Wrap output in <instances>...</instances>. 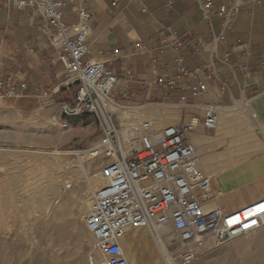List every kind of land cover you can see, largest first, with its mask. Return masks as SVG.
<instances>
[{
    "label": "crops",
    "instance_id": "0c3cea01",
    "mask_svg": "<svg viewBox=\"0 0 264 264\" xmlns=\"http://www.w3.org/2000/svg\"><path fill=\"white\" fill-rule=\"evenodd\" d=\"M64 1L63 21L68 25L78 23L81 9L91 13V53L86 59L106 60L119 76L114 99L108 103L117 118L127 121L128 113V127H133L131 118L140 119L133 110L142 108L143 116L155 120L157 127L167 123L188 127L193 122L186 137L196 145L197 165L213 178L215 205L236 211L264 197V149L257 155L256 147L244 150L246 144L254 146L245 117L264 128V0H213L216 6H240L232 29L223 28L217 15L206 18L199 0ZM49 33L47 20L35 6L19 9L10 0H0V79L11 74L27 84L21 98L0 96V129L15 128L16 120L37 112L56 116L75 104L81 85L65 84L64 66L58 49L48 43ZM173 34L192 43L179 50L188 74L174 68L176 49L168 45ZM220 34L223 40L218 39ZM217 63L213 73L212 64ZM196 70L208 91L195 97L188 89L184 102L181 92L152 83L163 76L192 86ZM207 105L220 107L214 131L203 125ZM228 196L240 201L225 205ZM135 231L157 249L147 229L128 230L121 243L130 263L134 255L129 256L127 245Z\"/></svg>",
    "mask_w": 264,
    "mask_h": 264
},
{
    "label": "built area",
    "instance_id": "2783aa9c",
    "mask_svg": "<svg viewBox=\"0 0 264 264\" xmlns=\"http://www.w3.org/2000/svg\"><path fill=\"white\" fill-rule=\"evenodd\" d=\"M10 2L19 9L35 6L42 14L50 30L48 43L58 49L64 66L65 84L81 85L74 95L75 109L67 106L65 112H89L101 121L99 142L90 148L92 155L104 163L96 172L100 181L86 215V226L95 238L88 264H131L121 243L130 229H147L163 259L168 260L158 244V230L169 227L172 238L167 246L168 256L176 264H194L203 252L264 227V197L236 211L215 205L213 178L197 165L196 145L186 137L193 122L188 127L174 124L157 129L155 120L144 119L126 136L124 123L117 120L108 105L114 99L119 76L107 66L106 60L86 59L91 53L89 11L81 9L78 23L68 25L63 21L64 0ZM199 3L206 18L217 15L222 18L223 28H233L240 6H216L213 0ZM218 39L223 40L224 35L220 34ZM168 45L176 49V72L188 74L179 50L192 43L185 36L173 34ZM219 65L212 64L213 73ZM191 78L197 79L195 85L163 76L154 77L152 83L181 92L180 100L184 102L188 89L195 97L208 91L207 84L198 77V70ZM222 88H226L225 83ZM26 89L27 84L11 74L0 79V96L21 98ZM219 116V106H205V128L216 130ZM146 180L150 182L143 185Z\"/></svg>",
    "mask_w": 264,
    "mask_h": 264
},
{
    "label": "rangeland",
    "instance_id": "374dc122",
    "mask_svg": "<svg viewBox=\"0 0 264 264\" xmlns=\"http://www.w3.org/2000/svg\"><path fill=\"white\" fill-rule=\"evenodd\" d=\"M68 107L73 110L75 104ZM69 113L37 112L16 120L15 128L0 129V264H88L95 238L86 226V215L94 190L70 171L79 165L77 153L99 142L102 126L92 113ZM144 119L148 118H131L134 126L128 127L125 119L117 118L126 127V136ZM245 121L257 155L264 149V128L248 116ZM92 162L90 179L104 163L100 158ZM68 180L71 188H66ZM61 187L72 194L59 202L55 197ZM236 201L240 197L228 196L224 204ZM127 247L133 259L138 254L136 264L164 263L151 241L131 237ZM194 264H264V227L238 243L233 239L203 252Z\"/></svg>",
    "mask_w": 264,
    "mask_h": 264
},
{
    "label": "bare ground",
    "instance_id": "6f19581e",
    "mask_svg": "<svg viewBox=\"0 0 264 264\" xmlns=\"http://www.w3.org/2000/svg\"><path fill=\"white\" fill-rule=\"evenodd\" d=\"M110 104V102H109ZM134 111V114L136 116H139V118H141L143 116V113H142V108H138V109H135L133 110ZM145 115V114H144ZM253 114H251L252 116ZM126 116H127V123L129 121V115L128 113H126ZM150 119V118H149ZM239 119V118H238ZM219 120H220V117H219ZM219 125V124H218ZM130 126H134V125H130ZM218 128V127H217ZM159 129V128H157ZM126 132V131H125ZM236 145V144H235ZM234 146V145H233ZM244 150L247 152V151H255V146H250V145H244ZM244 151V152H245ZM77 156H78V162H79V165L78 166H75L71 169V173H74L76 174V176L79 178L80 176L84 178V184H86L87 186H90L91 190L95 191V187H97V183H99V178L95 175L94 179H90V169L92 168L93 166V160L96 158L92 155L91 153V149L87 150V151H83V152H78L77 153ZM97 159V158H96ZM252 160V159H251ZM87 162V163H85ZM251 163V162H250ZM70 170V169H69ZM67 173H70L69 171H66ZM80 173H82V175H79ZM244 180V179H243ZM71 180H68L66 181V188H71L72 185L69 184L68 182H70ZM60 182V181H59ZM72 182L76 183V180H72ZM71 185V186H70ZM72 194V191H68L67 190H63L62 187L59 188V191L57 192V195L55 197V200H59L62 201L64 200L65 198H67L68 196H70ZM58 202V203H59ZM89 206H90V203H89ZM89 230V229H88ZM138 234V231H135L134 235H135V238L137 239H142L143 240H147V238L145 237H141L140 235H137ZM158 234H159V240H158V244L160 246V248L166 253V257L168 260H165L163 259L164 263L163 264H176L167 254V246L171 243V238H172V233H171V229L167 226L165 227H161L159 228L158 230ZM133 235V236H134ZM248 236V235H246ZM246 236H240V237H237L235 238V242L238 243L240 241L243 240L244 237ZM132 246V244H131ZM130 246V247H131ZM134 251V250H133ZM160 251V250H159ZM161 254V252H160ZM135 255L138 257V254L135 253ZM135 256V257H136ZM162 256V255H161ZM136 257V259L133 260V262H131V264H136V260H138V258ZM163 258V257H162Z\"/></svg>",
    "mask_w": 264,
    "mask_h": 264
},
{
    "label": "snow or ice",
    "instance_id": "6c2138e0",
    "mask_svg": "<svg viewBox=\"0 0 264 264\" xmlns=\"http://www.w3.org/2000/svg\"><path fill=\"white\" fill-rule=\"evenodd\" d=\"M262 208H264V206H262Z\"/></svg>",
    "mask_w": 264,
    "mask_h": 264
}]
</instances>
